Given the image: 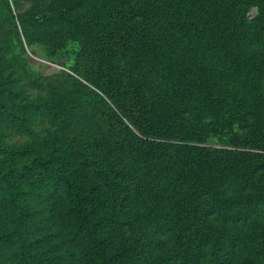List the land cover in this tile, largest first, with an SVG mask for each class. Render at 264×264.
<instances>
[{
  "label": "trees",
  "instance_id": "16d2710c",
  "mask_svg": "<svg viewBox=\"0 0 264 264\" xmlns=\"http://www.w3.org/2000/svg\"><path fill=\"white\" fill-rule=\"evenodd\" d=\"M0 264H264V0H0Z\"/></svg>",
  "mask_w": 264,
  "mask_h": 264
},
{
  "label": "rangeland",
  "instance_id": "374dc122",
  "mask_svg": "<svg viewBox=\"0 0 264 264\" xmlns=\"http://www.w3.org/2000/svg\"><path fill=\"white\" fill-rule=\"evenodd\" d=\"M257 14V9L255 7L251 8L249 12V17L253 18ZM31 48L35 51V56H34V61L32 62V67L34 70H40L43 73L46 74H51L54 72H59V71H65L68 73H74L72 70V62L73 60L70 61H64L61 62L60 64L58 62H53L50 59H48L45 55V52L42 47L40 46H33V47H28L27 50L31 53ZM59 64V65H58ZM160 240L163 242L164 240V234L163 236L160 237ZM246 241H242L241 245L238 248V254H241V252H247L251 253L250 247L247 244L249 242V239H245Z\"/></svg>",
  "mask_w": 264,
  "mask_h": 264
}]
</instances>
